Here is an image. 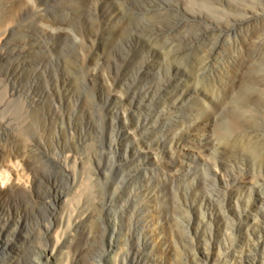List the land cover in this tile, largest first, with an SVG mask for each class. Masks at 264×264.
<instances>
[{
	"label": "rangeland",
	"instance_id": "obj_1",
	"mask_svg": "<svg viewBox=\"0 0 264 264\" xmlns=\"http://www.w3.org/2000/svg\"><path fill=\"white\" fill-rule=\"evenodd\" d=\"M0 264H264V0H0Z\"/></svg>",
	"mask_w": 264,
	"mask_h": 264
},
{
	"label": "bare ground",
	"instance_id": "obj_2",
	"mask_svg": "<svg viewBox=\"0 0 264 264\" xmlns=\"http://www.w3.org/2000/svg\"><path fill=\"white\" fill-rule=\"evenodd\" d=\"M62 221L63 219L61 220V222ZM49 227L51 228V230H54V232H56V242H55V246L53 247V251H54L56 246L61 244V239L63 238L62 233H64V231H63V227L61 226V224H59V222L51 223ZM70 229H71V226H70Z\"/></svg>",
	"mask_w": 264,
	"mask_h": 264
}]
</instances>
